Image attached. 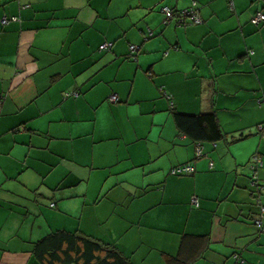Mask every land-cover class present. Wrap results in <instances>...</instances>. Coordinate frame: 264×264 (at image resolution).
Here are the masks:
<instances>
[{
  "label": "crops",
  "instance_id": "obj_1",
  "mask_svg": "<svg viewBox=\"0 0 264 264\" xmlns=\"http://www.w3.org/2000/svg\"><path fill=\"white\" fill-rule=\"evenodd\" d=\"M233 7L0 0V264H45L34 245L56 231L131 264H170L184 235L206 236L191 264H264V0ZM174 112L215 113L223 138L196 157ZM185 164L195 172L171 174Z\"/></svg>",
  "mask_w": 264,
  "mask_h": 264
},
{
  "label": "trees",
  "instance_id": "obj_2",
  "mask_svg": "<svg viewBox=\"0 0 264 264\" xmlns=\"http://www.w3.org/2000/svg\"><path fill=\"white\" fill-rule=\"evenodd\" d=\"M174 117L179 131L195 142L214 143L223 138V132L215 113L194 115L174 112ZM253 190L256 191L255 188ZM259 191H257V198H260ZM261 205L264 204L260 203V209ZM260 209L254 217V223L260 214ZM205 237L184 235L179 253L171 256L168 262L170 264L193 263L203 250L206 241L202 238ZM33 253L45 264H131L118 252L104 249L99 242L66 231H56L43 237L35 243ZM239 261L243 263V260Z\"/></svg>",
  "mask_w": 264,
  "mask_h": 264
},
{
  "label": "built area",
  "instance_id": "obj_3",
  "mask_svg": "<svg viewBox=\"0 0 264 264\" xmlns=\"http://www.w3.org/2000/svg\"><path fill=\"white\" fill-rule=\"evenodd\" d=\"M229 5L231 7V9H234L233 7V0H228ZM163 12L166 13V19L165 21L168 22L169 20L175 19L178 24H185L187 19H190V21L193 24H199L202 23V18L198 12V10L195 9H191V10H187V11H183V12H173L172 10H170L169 8H163L162 9ZM17 17H4L2 20L3 24H7L10 20H17ZM253 24L255 25H260L262 23H264V12L263 11H258L256 13V15L253 17L252 19ZM152 34V32H150V35ZM113 43L111 42H106L104 44H102L100 46L101 50H105V49H110L112 47ZM131 50L132 53H135L138 48L136 45H132L131 46ZM79 93L78 92H73V93H66L65 96L69 97V96H77ZM168 98L171 100V106H173L174 102L171 99V96L168 95ZM110 100L113 102H117L118 101V96L117 95H112L110 97ZM262 105L264 106V98L262 100ZM260 129H263V126L260 125ZM203 155V145L201 143H199L197 145L196 148V157H201ZM255 165L258 167L260 165V163H262L261 157L260 156H255ZM255 166V167H256ZM210 168H213V162L210 163ZM254 168V166H253ZM195 172V166L192 164H185V165H179L176 166L174 168L171 169V174L173 175H190L193 174ZM251 184L253 186V188H255L256 191H259L262 189V187L260 186L259 183V177L257 175V173L253 174L252 178H251ZM192 204L196 207H199V200L197 197H193L192 198ZM255 225L257 226L258 230L262 233H264V205H261V209H260V214L257 216L256 220H255Z\"/></svg>",
  "mask_w": 264,
  "mask_h": 264
}]
</instances>
